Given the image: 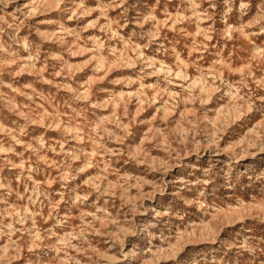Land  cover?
<instances>
[{"label":"rangeland","instance_id":"obj_1","mask_svg":"<svg viewBox=\"0 0 264 264\" xmlns=\"http://www.w3.org/2000/svg\"><path fill=\"white\" fill-rule=\"evenodd\" d=\"M0 264H264V0H0Z\"/></svg>","mask_w":264,"mask_h":264}]
</instances>
